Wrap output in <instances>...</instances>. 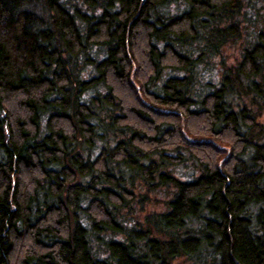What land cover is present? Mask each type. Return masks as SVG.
Listing matches in <instances>:
<instances>
[{
	"label": "trees",
	"instance_id": "16d2710c",
	"mask_svg": "<svg viewBox=\"0 0 264 264\" xmlns=\"http://www.w3.org/2000/svg\"><path fill=\"white\" fill-rule=\"evenodd\" d=\"M0 264H264V0H0Z\"/></svg>",
	"mask_w": 264,
	"mask_h": 264
}]
</instances>
